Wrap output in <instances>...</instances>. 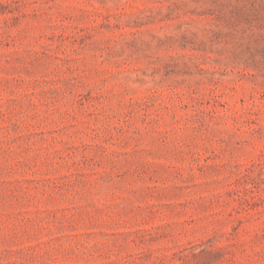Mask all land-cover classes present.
<instances>
[{
    "label": "rangeland",
    "instance_id": "374dc122",
    "mask_svg": "<svg viewBox=\"0 0 264 264\" xmlns=\"http://www.w3.org/2000/svg\"><path fill=\"white\" fill-rule=\"evenodd\" d=\"M0 264H264V0H0Z\"/></svg>",
    "mask_w": 264,
    "mask_h": 264
}]
</instances>
